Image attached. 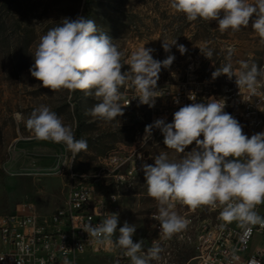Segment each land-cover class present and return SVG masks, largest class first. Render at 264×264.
<instances>
[{"label": "clouds", "instance_id": "obj_1", "mask_svg": "<svg viewBox=\"0 0 264 264\" xmlns=\"http://www.w3.org/2000/svg\"><path fill=\"white\" fill-rule=\"evenodd\" d=\"M170 8L189 22L216 21L221 33L238 32L248 28L251 21L252 30L264 42V0H170ZM172 46L181 55L187 52L177 40L163 41L162 48L169 53L165 59H154V49L143 46L124 61L123 52L94 20L65 17L39 37L29 71L41 82L39 86L53 93L79 90L94 97L98 102L86 114L111 122L124 115L125 106L120 102L122 87L134 88L140 104L155 106L156 98L162 95L157 88L159 75L175 60ZM200 50L211 60V49ZM231 56L229 50L228 62L212 72V79L221 75L230 80L235 77L239 89L247 88L256 94L258 83L264 80V66L249 67L246 61H240V69L234 70ZM125 64L128 70L122 71ZM188 99L193 103L175 111L171 123L160 118L145 126L143 143L151 138L154 128L159 129L166 148L180 154L179 158L170 159L167 152H161L154 164L141 165L148 195L158 204V214L152 218L159 223V234L171 239L190 224L189 219L174 210L178 205L193 211L219 207L221 229L236 222L245 236L253 226L264 228V216L256 210L257 205L264 203V131L250 137L244 134L240 122L225 111L223 97L195 102L193 93ZM16 118L22 119V114L17 113ZM24 122L35 139L63 143L74 157L88 150L87 140L76 139L71 127L46 105L35 108ZM193 144L195 147L186 151ZM118 223L117 213H106L100 223L93 225L89 221L83 230L94 243L115 244L130 264L160 260L163 248L156 240L145 251L143 240H133L137 226L125 221L118 227ZM117 232L119 235L113 240ZM20 250L23 252V247Z\"/></svg>", "mask_w": 264, "mask_h": 264}, {"label": "rangeland", "instance_id": "obj_2", "mask_svg": "<svg viewBox=\"0 0 264 264\" xmlns=\"http://www.w3.org/2000/svg\"><path fill=\"white\" fill-rule=\"evenodd\" d=\"M86 9V0H0V215L29 205L40 215H51L63 205L73 186L94 184L97 195L119 196L118 227L125 221L135 224L133 240H143L145 245L151 215L158 214V204L148 195L144 173L120 184L103 171L109 154L132 144L135 110L124 107V115L111 122L94 119L86 114L98 102L94 97L79 90L53 93L39 86L41 82L29 71L39 37L62 18H86ZM90 11V19L112 38L124 61L143 46L154 49V59L163 60L169 55L162 48L163 41L177 40V44L185 45L187 52L183 55L172 46L175 60L169 69H162L158 80L161 87L174 85L177 69L184 75L189 58L194 56H200L198 74L202 79H212V72L228 62L229 50L234 70L240 69V61H246L249 67L264 62V42L252 30L251 21L248 28L221 33L216 21H187L170 8V0H93ZM199 48L211 49V60ZM127 70L125 64L122 71ZM133 89L130 85L121 88L122 105ZM40 105L48 106L70 126L75 138L80 116V136L76 139L87 140L88 150L74 157L63 143L35 139L24 120ZM17 113L23 118L17 119ZM192 147L195 144L186 151ZM161 152H167L170 159L180 155L164 144L150 146L144 152L147 163L154 164ZM206 208L196 209L195 230L207 218ZM175 211L182 215L186 209ZM168 250L175 264H193L196 253L190 245L173 242ZM78 264H113V257L85 255Z\"/></svg>", "mask_w": 264, "mask_h": 264}, {"label": "built area", "instance_id": "obj_3", "mask_svg": "<svg viewBox=\"0 0 264 264\" xmlns=\"http://www.w3.org/2000/svg\"><path fill=\"white\" fill-rule=\"evenodd\" d=\"M188 61L184 75L177 69L174 85H157L162 95L156 98L154 107L140 104L135 89L125 95L123 106L135 110L132 144L109 154L103 166V171L108 172L116 183L123 184L143 174L141 165L147 163L146 148L164 144L161 131L155 128V138L143 143L145 126L160 118L171 123L175 111L193 103L188 99L189 94H195V102H206L212 96L223 97L226 100L225 111L240 122L244 134L250 137L264 131V92L253 94L247 88L239 89L235 77L230 80L224 76L220 81L202 79L198 74L200 56L190 57ZM204 85H214L215 94H206ZM118 199L116 194L97 195L94 184L79 183L71 188L63 205L51 215H40L32 205L0 215V257L4 258L0 264H18V261L22 264H65L66 261L67 264H78L81 257L98 254L112 255L113 264H130L129 258L124 257L115 244L94 243L83 230L89 221L93 225L100 223L106 213L119 216L121 206ZM178 208L186 209L182 216L189 219L190 224L171 239H164L159 234V223L152 218L157 214L151 215L144 250L151 247L153 240L163 248L160 260L152 261V264H175L173 258L163 259V252L169 251L173 242L183 244V237H191V243H195V237H202V244H196V255L191 260L193 264H264V228L253 226L247 236L236 222L221 229L222 221L218 219L221 209L218 207L217 215H210V209L206 208L207 228L204 233H196L193 216L196 210L179 205L174 210ZM256 210L264 216V203L257 205ZM112 239L115 240L116 235Z\"/></svg>", "mask_w": 264, "mask_h": 264}, {"label": "bare ground", "instance_id": "obj_4", "mask_svg": "<svg viewBox=\"0 0 264 264\" xmlns=\"http://www.w3.org/2000/svg\"><path fill=\"white\" fill-rule=\"evenodd\" d=\"M261 66H264V62ZM204 92L206 94H215L214 85H204ZM257 92H264V80H261L257 85ZM151 138H155V130L152 132ZM210 215H217V209H210ZM207 228V218H205L201 225L196 229V233H204ZM183 244L190 245L196 252V244H202V237H195V243H191V237H183ZM172 251L163 252V259H171Z\"/></svg>", "mask_w": 264, "mask_h": 264}, {"label": "trees", "instance_id": "obj_5", "mask_svg": "<svg viewBox=\"0 0 264 264\" xmlns=\"http://www.w3.org/2000/svg\"><path fill=\"white\" fill-rule=\"evenodd\" d=\"M92 2H93V0H86V6H87L86 18H88V19L91 18L90 6H91ZM80 123H81V119L79 116V126L77 127V130H76V138H78L80 136V130H81Z\"/></svg>", "mask_w": 264, "mask_h": 264}]
</instances>
